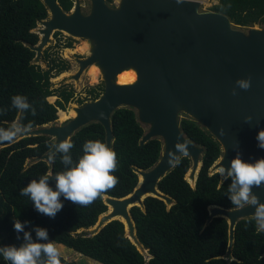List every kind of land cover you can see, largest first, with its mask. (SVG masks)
<instances>
[{
    "label": "trees",
    "instance_id": "1",
    "mask_svg": "<svg viewBox=\"0 0 264 264\" xmlns=\"http://www.w3.org/2000/svg\"><path fill=\"white\" fill-rule=\"evenodd\" d=\"M58 1L67 12L74 8L75 0ZM107 2L112 4L114 0ZM215 10L242 27L264 23V0H219ZM48 17L49 9L43 0H0V127L8 128L14 121L21 125L32 122L31 129L54 123L59 118V110H66L71 102L74 93L67 88L61 90V99L55 103L49 101L50 96L56 95L51 84L53 70L61 74L69 70V64L54 59L49 69H43L35 63L37 52L30 47L39 44L40 34L34 30ZM73 46V41L66 44L68 48ZM104 89V86L102 92L91 89L93 100L98 99ZM14 95L27 97L30 108L26 111L14 109L11 105ZM32 108L36 110L35 116ZM180 125L186 137L204 147L202 166L192 185L187 174L193 167V159L189 155L181 156L179 163L158 184L159 190L171 196L174 203L170 206L160 198L149 196L143 208L131 209L137 237L149 250L151 258H146L130 239L121 220L111 221L96 234L89 231L109 210L105 196L122 198L131 194L139 183L137 169L152 168L162 155L161 138L141 145L146 130L138 119L137 110L132 107H121L112 115V149L119 161L114 175L119 183L86 207L61 197L64 206L55 218L37 212L31 200L20 195L21 188L32 179L38 180L49 173V184L55 188V175L75 165L83 155L86 141L100 140L107 144L104 126L92 122L71 137L74 144L69 152L72 165H64L62 154L58 152L51 162L35 160L52 148L55 140L48 135L0 143V247L24 243L23 233H17L13 227V221L18 219L22 223L30 222L25 225V231L31 233L33 240H36L35 228H45L49 241L63 244L103 264H264V232L258 229L254 217L238 221L234 259L225 258L230 240L228 220L221 216L210 219L213 206L237 208L227 197L231 179L222 181L219 171L211 173L223 155L222 145L191 117L181 119ZM0 264L9 262L0 256ZM61 264L77 263L62 256Z\"/></svg>",
    "mask_w": 264,
    "mask_h": 264
},
{
    "label": "water",
    "instance_id": "2",
    "mask_svg": "<svg viewBox=\"0 0 264 264\" xmlns=\"http://www.w3.org/2000/svg\"><path fill=\"white\" fill-rule=\"evenodd\" d=\"M43 1L49 17L40 21L39 44L30 45L37 52L35 61L41 59L56 31L84 38L90 44V54L77 59L79 70L73 77L79 79L96 65L105 89L98 99L74 106L76 115L66 123L36 127L18 138L48 135L55 139L48 153L35 160L51 162L60 142L70 140L92 122L104 126L107 145L112 148V115L121 107L136 109L140 123L149 126L141 145L154 138L163 141L159 161L148 170L137 169L139 183L131 194L122 198L105 196L109 210L89 229L92 234L113 220H121L127 235L142 251L131 209L143 208L149 196L170 206L174 203L158 184L176 165L169 163L168 153L175 151L178 141L188 143L193 159L189 177L196 182L204 147L183 133L181 113L205 127L222 145L223 155L213 169L230 167L237 152L248 162L264 158L257 140L264 130V27L248 31L235 28L228 15L201 11L200 0H118L115 6L107 0H90L89 13L83 11L81 0H75L70 12L58 0ZM131 70L136 72V80L120 83L119 75ZM249 78L247 90L236 84ZM249 116L251 121L246 122ZM225 179L222 177V181ZM253 192L264 203V185L254 187ZM254 212V206L210 208V219L221 216L228 220L230 240L225 258L229 261L234 259L238 221L253 217Z\"/></svg>",
    "mask_w": 264,
    "mask_h": 264
},
{
    "label": "clouds",
    "instance_id": "3",
    "mask_svg": "<svg viewBox=\"0 0 264 264\" xmlns=\"http://www.w3.org/2000/svg\"><path fill=\"white\" fill-rule=\"evenodd\" d=\"M236 84L241 89L247 90L250 88V78L237 80ZM232 94L236 95L234 89ZM11 105L17 111H26L30 108L27 97L22 95L11 97ZM32 115H36L35 108H32ZM245 120L249 122L251 117H246ZM32 126V122L21 125L14 121L8 128L0 127V143L15 142L20 136L26 135ZM257 140L258 147L264 149V130L258 133ZM73 147L74 144L67 139L56 147L55 151L62 154L61 162L64 165L73 164L69 154ZM181 155H189L187 142L178 141L175 144V151L168 153L169 163H179ZM118 166L117 154L112 148L100 140H88L83 145V155L75 165L55 175V188L49 184L51 177L49 173L40 176L38 180L32 179L27 186L21 188L20 195L27 196L40 214L55 218L64 206L61 197L82 207L89 206L96 199L102 198L119 183L118 177L114 175ZM219 172L221 177L231 179L227 189V197L231 204L237 208L254 206L253 217L258 229L264 232V203H261L253 192L254 187L264 185V158L248 162L242 159L240 152H237L235 158L230 161V167H221ZM29 223L28 221L22 223L18 219L13 221L14 230L23 233L24 243L19 246L0 247V256L9 264H61V249L54 241H49L47 229L35 228L36 240H33L31 233L25 231V225Z\"/></svg>",
    "mask_w": 264,
    "mask_h": 264
},
{
    "label": "rangeland",
    "instance_id": "4",
    "mask_svg": "<svg viewBox=\"0 0 264 264\" xmlns=\"http://www.w3.org/2000/svg\"><path fill=\"white\" fill-rule=\"evenodd\" d=\"M200 1H202L201 11H216L215 5L219 3V0H200ZM81 2L83 5V11L85 13H89L91 7L90 0H81ZM114 3H112L111 5L115 6ZM41 26L42 25L39 23L38 27L34 31L39 33L38 29ZM234 27L244 31H248L249 29V27H242L236 24H234ZM253 27L262 28L264 27V23H257ZM57 32H59V34H57ZM69 41H73L74 46L71 48L74 49L73 52L68 50V47H66V44ZM89 54H90V44L86 39L73 37L66 31H56L52 35L51 42H49V44L43 51L41 59L38 62L35 61V63L39 64L43 69H49L54 59L56 60V62H63L64 60V62L69 64L70 67L69 70L62 72L61 74H57L56 69L53 70L52 72L53 75L51 77V84H52V89L55 91L56 95L51 96V99H49L50 102L55 103L58 99H61L62 89L67 88L69 91L70 90L73 91L74 95L71 99V102L67 104V109L64 110L67 113L74 111L73 109L74 106H82L89 101H93L92 93H90L91 89L96 88L97 90L102 92L104 81L99 67L98 68L100 71L96 77L93 76L92 72L90 71V68L86 70L79 79H74L73 77V75H75L79 70V63L77 59H83L87 57ZM131 72H133L136 76L135 71L131 70ZM188 117H190L188 114L181 113L180 120ZM70 118L65 120H60L58 118L56 122L51 123L49 125L64 124ZM143 126L147 132L149 130V126L144 124ZM28 163H31V160H29ZM219 170L220 168L218 169L212 168L211 173H214ZM189 174L190 172L187 174V179L192 183V185H195V181L190 179ZM56 245L61 249L62 256L65 257V259H67L68 261H74L77 264H103L63 244H56ZM141 250H142L141 252L146 256V258L149 259L152 257L148 249L142 248Z\"/></svg>",
    "mask_w": 264,
    "mask_h": 264
},
{
    "label": "bare ground",
    "instance_id": "5",
    "mask_svg": "<svg viewBox=\"0 0 264 264\" xmlns=\"http://www.w3.org/2000/svg\"><path fill=\"white\" fill-rule=\"evenodd\" d=\"M68 50L73 52L74 49L68 48ZM90 71L92 72L93 76L96 77L99 74L100 70H99V68L96 65H92L90 67ZM136 77L137 76H135V74L133 72L125 71V72H123V73H121L119 75L118 80H119L120 83H130V82L135 81ZM49 99H51V96L49 97ZM58 114H59V119L60 120H65V119H68L70 117H74L76 115V113L74 111H71L70 113H67V112H65L64 110H61V109L59 110Z\"/></svg>",
    "mask_w": 264,
    "mask_h": 264
},
{
    "label": "built area",
    "instance_id": "6",
    "mask_svg": "<svg viewBox=\"0 0 264 264\" xmlns=\"http://www.w3.org/2000/svg\"><path fill=\"white\" fill-rule=\"evenodd\" d=\"M118 0H115L114 2H115V4H116V2H117Z\"/></svg>",
    "mask_w": 264,
    "mask_h": 264
}]
</instances>
